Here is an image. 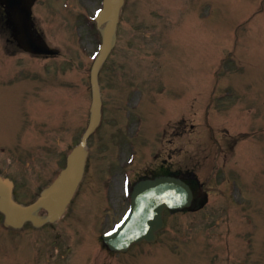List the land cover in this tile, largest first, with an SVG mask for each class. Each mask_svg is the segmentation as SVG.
<instances>
[{
    "label": "rangeland",
    "instance_id": "1",
    "mask_svg": "<svg viewBox=\"0 0 264 264\" xmlns=\"http://www.w3.org/2000/svg\"><path fill=\"white\" fill-rule=\"evenodd\" d=\"M102 1H38L35 7L38 25L50 45L61 50L59 57L35 59L7 46L0 33V143L6 139L4 143L10 150L0 154V168L8 170L5 174L9 176L17 174L21 201H31L38 188L46 185L64 165L66 154L79 142L87 126L90 71L102 42L94 17ZM102 84L105 124L90 141L89 174L83 189L87 193L90 187H96V182H90L96 175L107 174L108 160L117 154L123 157L132 149L139 162L133 174L149 164L159 148L161 154L173 155L170 160L177 165L172 166L173 170L196 167V156L203 150L206 153L207 148L212 150L213 144L205 136L208 134L204 119L199 115L206 112L209 95L215 87L212 96H216V101L209 113L224 118L214 124L242 133L247 117L241 119L236 114L255 115L257 122L247 125L252 129L249 136L254 143L261 141L264 138V0H127L118 44L103 68ZM226 93L234 95L229 104L223 103L227 99L222 94ZM194 96L195 102L190 103ZM179 122L180 130L175 127ZM137 124L141 125L138 138L134 133ZM257 127L258 130L254 129ZM164 129L168 135L162 133ZM118 142L120 151L114 146ZM29 162L30 167H26ZM218 175L229 182L244 184L243 176L230 169V165L223 168L221 164ZM252 176L254 188L245 187L249 195H254L257 209L244 211L253 219L258 215V226H264V163L252 164ZM215 181L210 179L213 186ZM100 203L101 194L95 199L93 233L89 240L95 253H98L95 240L100 231L115 218L110 207L96 212ZM1 222L0 219V225ZM259 234L264 236V230ZM11 239L21 237L0 238V264H9L10 256L14 264H40L32 245L33 237L24 236L20 249L10 247L8 256V246L4 243H11ZM215 240L207 239L211 243ZM191 247L183 248L185 257L172 258L173 264H198L203 255L200 244ZM154 262L149 258L141 260L136 252L127 257L125 264Z\"/></svg>",
    "mask_w": 264,
    "mask_h": 264
},
{
    "label": "water",
    "instance_id": "2",
    "mask_svg": "<svg viewBox=\"0 0 264 264\" xmlns=\"http://www.w3.org/2000/svg\"><path fill=\"white\" fill-rule=\"evenodd\" d=\"M4 1L7 4L8 10L13 14L14 23L19 27V30L21 32V34L18 36V40L28 51L35 54H59L58 50L50 49L42 39L38 40L34 37V34L32 32V0ZM123 3L124 0H105V9L98 20L100 26H102L104 23L106 24V26L103 29L102 51L94 64L91 74L93 87V104L91 109L92 118L89 129L82 144L70 156L68 168L63 172L62 176L56 182V184L43 194L41 200L37 202V204L31 207L24 208L14 203L11 198L12 183L9 181H4L0 178V210L6 214V222L8 224L20 227L27 220H32L36 224L46 221L39 217L33 216V212L36 211L39 207H45L49 211L48 220H54L61 215L65 204L70 200L72 194L74 193L75 188L82 177L83 165L85 161L84 147L86 144V140L88 136L91 135L99 125L101 119L102 100L98 81L99 70L114 46L117 24L119 20V12ZM154 182L158 183L159 180H156ZM148 184H150V182L139 184L137 186V191L144 189ZM152 186L157 193H160L169 187L172 191L173 189L171 187H173L174 193L170 195V191L167 195L165 194L164 197L168 199V204L182 205L184 203L181 193L184 191V189H187L183 184L176 181L172 183L168 181L167 183H161L156 186ZM153 196L156 197V200L163 199L162 197H159L158 194H154ZM133 204L135 206L133 209V217L131 221L133 220L134 216H137L139 213V210L137 208V196L133 200ZM158 206L161 212L166 207V204L165 202H162L159 203ZM159 218L160 214L158 213V218L156 220H159ZM149 220L152 224L156 221L153 220L152 217H150ZM124 230L126 235H131L128 240L129 242H126L122 245L115 244L114 246L111 244L112 249L127 250L131 243L139 241L141 237H147L146 239H151L150 235L155 230V225L150 229L149 227H147V229L144 230V234H142L139 238H137L139 236L137 229L129 230V227L127 225Z\"/></svg>",
    "mask_w": 264,
    "mask_h": 264
},
{
    "label": "flooded vegetation",
    "instance_id": "3",
    "mask_svg": "<svg viewBox=\"0 0 264 264\" xmlns=\"http://www.w3.org/2000/svg\"><path fill=\"white\" fill-rule=\"evenodd\" d=\"M116 178H117V175H115V176H113V180H114V182H113V184H112V188L114 189V194H115V196L117 197V195H116V193L118 194L119 192H118V190H117V188L119 187V181L118 180H116Z\"/></svg>",
    "mask_w": 264,
    "mask_h": 264
}]
</instances>
